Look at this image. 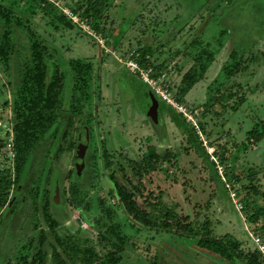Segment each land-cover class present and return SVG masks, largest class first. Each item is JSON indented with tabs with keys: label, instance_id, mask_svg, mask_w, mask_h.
I'll return each mask as SVG.
<instances>
[{
	"label": "rangeland",
	"instance_id": "rangeland-1",
	"mask_svg": "<svg viewBox=\"0 0 264 264\" xmlns=\"http://www.w3.org/2000/svg\"><path fill=\"white\" fill-rule=\"evenodd\" d=\"M13 2L16 14L28 16L20 0H0L3 5ZM82 2L83 8L75 14L81 28L76 24L72 29L56 30L41 9L30 18L32 30L48 46L49 68L53 62L65 74L63 118L71 95L67 61L79 59L93 66L91 98L74 117L61 152L52 160L45 185L49 193L47 211L57 223L55 235L69 236L79 247L90 245L101 256L98 264H108L103 261L106 248L97 242L98 233L110 236L117 229L130 237L117 264H241L227 263L198 250L193 239L134 225L117 205L107 178L109 171L103 168L102 151L106 150L113 162L126 165L151 150L168 148L176 156L177 166L165 164L146 177V189L154 196L161 194L167 204H175L176 212L193 223L208 218L216 236L232 235L241 242L243 252L257 250V261H264V254L249 236L256 233L264 246V219L259 217L252 224L246 220L242 207L235 204L246 197L241 188L247 182L234 183V176L242 177V172L250 169L258 172L257 187L264 193V137L258 142L247 137L255 124L262 122L264 127V0H57L58 6L70 13ZM19 33L25 41V34L21 30ZM142 48L150 51L149 66L144 70L153 79L152 86L166 90L171 101L184 106L189 116L186 121L195 123L198 136L208 150H213L214 158L221 153L228 156L227 168L218 163L223 167L227 193L238 191L235 201L213 181L205 162L161 109L154 115L143 111L145 87L126 65L133 51ZM208 53L214 55V61L204 78L180 102L176 101L182 75L195 70L197 55ZM19 61L18 57L13 62L10 73L0 68V122L7 127ZM233 63L237 64L235 73L226 76L222 67H232ZM123 74L138 82L126 76L124 79ZM228 93L234 96L226 98ZM207 101L210 105L202 107ZM83 127L87 132L78 141ZM43 141L35 150L34 168L29 169L27 179L43 174L48 165L46 157L50 160L55 152L53 147L43 157L49 145ZM68 142L76 147L67 148ZM83 144L87 148L82 156L85 163L78 172L76 151ZM7 162L1 152L0 178L10 167ZM74 169L76 176L72 179L68 174ZM53 170L58 173L56 178ZM77 180L85 198L78 210L70 203L68 191L70 182ZM9 194V199L14 197L12 190ZM11 206L0 213V264H14L15 256L27 253L39 230L47 234L42 249L52 253L53 235L41 222L38 205L31 196L20 194ZM46 264L55 263L48 260Z\"/></svg>",
	"mask_w": 264,
	"mask_h": 264
},
{
	"label": "trees",
	"instance_id": "trees-1",
	"mask_svg": "<svg viewBox=\"0 0 264 264\" xmlns=\"http://www.w3.org/2000/svg\"><path fill=\"white\" fill-rule=\"evenodd\" d=\"M20 4L28 16L19 12L16 14L13 10L14 2L7 5L0 3V68L10 73L14 67L13 62L18 57L21 60L16 64L18 66L17 85L11 94L10 103L12 157L3 153L5 141L0 139V153L2 152L3 159L10 161L7 173L0 178V210L7 209V206L12 208V201L18 195H30L33 202L38 205L37 211L42 219L41 222L47 225L50 234L53 235L55 246L52 253L45 252L42 246L47 239V234L45 230H39L33 241V244L34 242L37 244L30 245V250L27 253L15 256L14 264H46L48 260L54 261L55 264H98L101 256L90 245L79 247L71 240V237L60 238L55 235L57 223L47 211L49 193L45 189L52 160L56 158L58 152H61L62 144L69 129L72 128L74 117L81 113L84 104H87L91 98L92 92L89 86L93 66L91 62L79 59L67 61L71 73V95L68 109L65 110V118H63L61 110L64 103L61 94L64 88L65 74L60 70L59 65L53 64V62L49 68L48 62L51 54L48 46L32 30L30 18L37 9H41L48 18V23L56 30L59 28L72 29L76 26L60 8L48 0H20ZM82 8L83 2L77 6L73 13L77 14L76 11H81ZM92 27L95 29L94 25ZM19 30L25 34V41ZM149 53L148 48H142L133 51L130 59L135 61L139 67L148 69ZM213 61L214 55L212 53L196 56L195 70L182 75L177 88L176 101L180 102L187 92L204 78ZM236 67L237 64L233 63L232 67L224 65L222 70L226 76H231L235 73ZM136 77L152 97L156 98L157 106L160 105L156 111L161 109L186 137L190 146L205 162L213 181L220 185V189H225L227 193L226 186L218 174L216 164L206 152L197 130L186 121L181 113H178L171 105L159 98L147 84L142 82L138 75ZM152 77L155 76L152 75ZM233 96L234 93H228L225 97L231 98ZM209 105L207 101L202 107L207 108ZM233 110L236 108L234 107ZM86 126L90 128L87 124ZM263 128L262 122L255 124L248 132L247 137L251 138L253 142L260 141L264 137ZM85 129V127L80 128L79 134L82 131L87 132ZM43 140H47L49 144L43 157L50 153L53 147L55 152L50 154L52 156L50 160L46 157L48 165L42 172L43 174L27 179L29 169L34 168L35 150L38 149ZM68 147L74 148L76 145L68 142ZM101 157L104 170L109 171L107 178L112 187V197L132 224L146 230L167 233L177 238L193 239L198 250L207 252L227 263L264 264L262 259L257 261L259 258L257 250L243 252L241 242L232 235L216 236L211 229L208 218H205L200 224L193 223L188 216L176 212L175 204H167L162 199L161 194L154 196L146 189L143 182L146 177L158 171L165 164L177 166L176 156L168 148L161 152L151 150L140 159L128 162L126 165L113 162L111 155L106 150L102 151ZM227 157L222 153L217 156L219 163L224 165V168H227L228 165ZM53 173L56 178L58 176L57 171L53 170ZM68 175L69 177L72 176L73 179L76 176L75 169L72 174ZM257 176L258 172L250 169L242 172V177L234 176V183H238L240 180L247 182L241 188L245 191L246 196L241 199V203L243 214L250 224L256 223L259 217L264 219V193L258 190ZM8 188L14 192V197L11 199H9L11 190L9 191ZM68 191L70 203L78 210L83 204V199H85L82 193L84 191L83 186L79 184L78 180L71 181ZM4 211L0 213L3 214ZM36 226L34 223L35 228ZM261 228L264 229V224ZM253 234L257 235L256 233ZM97 238L101 247L106 248L103 261L108 264H117L120 261L121 254L130 241V237L119 229L110 236L99 232ZM11 263L12 261L7 262V264ZM152 264L156 263L153 262Z\"/></svg>",
	"mask_w": 264,
	"mask_h": 264
},
{
	"label": "built area",
	"instance_id": "built-area-1",
	"mask_svg": "<svg viewBox=\"0 0 264 264\" xmlns=\"http://www.w3.org/2000/svg\"><path fill=\"white\" fill-rule=\"evenodd\" d=\"M49 2H52L54 5H56L58 8H60L59 6H58V4H57V0H48ZM63 12H64V14L67 16V17H69L71 20H72V22L76 25H80V28L82 27L81 26V24L79 23V21L80 20H78V18H77V16L75 15V14H73L72 12L70 13V12H66V11H64L62 8H60ZM83 29V28H82ZM126 65H127V67H129L128 69H129V71L131 72V73H136L138 76H139V78L142 80V82L144 83V84H147L149 87H150V89L159 97V98H161L163 101H165L166 103H168L169 105H171L178 113H181L184 117H185V119L186 120H188L189 119V116H187V114H186V111H185V108H184V106L183 105H181V104H179V103H175V102H173V101H171L168 97V94H167V91L166 90H162V89H160V87H155V86H152L153 84H154V81H153V79L152 78H149L150 76H149V74H148V72H146L143 68H141V67H139L138 66V64L135 62V61H133V60H130L128 63H126ZM193 125V127L195 128V123H193L192 124ZM1 127H3L4 128V130L3 131H1V129H0V135H3V137H0V139H4V141H5V146H4V148H3V153L6 155V156H8V157H12V132H11V127H7L6 125H4V124H2L1 122H0V128ZM196 129V128H195ZM197 130V129H196ZM1 133H3V134H1ZM202 144H203V146L205 147V149H206V152L208 153V155L210 156V159L211 160H213L214 162H215V164H216V168H217V171H218V174H219V176H220V178H221V180L224 182V178H223V176H222V170H223V167H221L220 165H219V163H218V159L217 158H214V155H213V150H208L207 149V146L206 145H204V141H202ZM7 161V160H6ZM9 162L10 161H8L7 163L9 164ZM9 166H10V164H9ZM225 183V182H224ZM225 186L226 187H228L227 186V184L225 183ZM234 191V190H233ZM229 196H230V198L231 199H233L234 200V197H236V193H234V192H230L229 191V194H228ZM235 201V200H234ZM237 205H239V207L237 206ZM235 206H236V208H239V209H241V207H242V205H241V203H239V202H237L236 204H235ZM249 236H250V239H251V241L254 243V246H256L257 248H258V250L262 253V254H264V246H263V244H262V242H261V240L259 239V237L257 236V235H255V234H251V233H249Z\"/></svg>",
	"mask_w": 264,
	"mask_h": 264
},
{
	"label": "water",
	"instance_id": "water-1",
	"mask_svg": "<svg viewBox=\"0 0 264 264\" xmlns=\"http://www.w3.org/2000/svg\"><path fill=\"white\" fill-rule=\"evenodd\" d=\"M145 94H146V99L148 97H152V95L149 93V91L145 88ZM148 101V100H147ZM146 101V104L144 102V108H143V111L146 113V114H152L154 115L156 113V109H157V103L156 102H153L152 100ZM85 133V132H84ZM83 134V131L79 134V137H78V141H79V138H81ZM80 145V144H79ZM78 145V148H77V151H76V154L78 155L77 158L79 160L76 161V169L78 172H81V169L83 168V155H84V152H85V147H79Z\"/></svg>",
	"mask_w": 264,
	"mask_h": 264
},
{
	"label": "flooded vegetation",
	"instance_id": "flooded-vegetation-1",
	"mask_svg": "<svg viewBox=\"0 0 264 264\" xmlns=\"http://www.w3.org/2000/svg\"><path fill=\"white\" fill-rule=\"evenodd\" d=\"M123 75H124L123 78L125 79V76H126V75H125V74H123ZM131 77H132V78H130V76H128V75L126 76V78L129 79V80L131 79V80L133 81V83H137V82H138V81H135V80H134L133 76H131ZM122 84H123V83H122ZM147 100L150 101L151 98L148 97ZM152 101H156V98H155L154 96L152 97ZM156 112H157V111H156ZM82 146H84V147L86 148V145L83 144ZM86 149H87V148H86ZM86 151H87V150H86ZM86 151H85V152H86ZM76 159H77V158H76ZM76 161H77V160H76ZM84 163H85V161H83V164H84Z\"/></svg>",
	"mask_w": 264,
	"mask_h": 264
}]
</instances>
